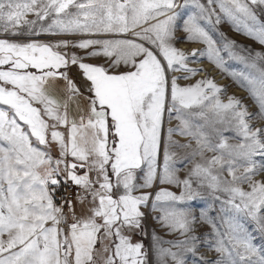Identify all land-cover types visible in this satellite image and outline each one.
Listing matches in <instances>:
<instances>
[{"label": "snow or ice", "instance_id": "1", "mask_svg": "<svg viewBox=\"0 0 264 264\" xmlns=\"http://www.w3.org/2000/svg\"><path fill=\"white\" fill-rule=\"evenodd\" d=\"M188 8L178 37V9ZM258 10L264 0H0V264H188V254L194 264H264V247L238 220L264 233V178H255L264 173V54L217 28L227 22L264 45ZM42 35L56 39H34ZM177 41L205 47L186 53ZM97 58L105 63L85 62ZM204 58L255 112L234 95L224 102L211 77L179 83L204 72L190 66ZM204 192L220 204L219 224L177 207ZM149 217L179 236L153 228L147 246L134 242L149 235ZM198 222L211 239L195 234ZM204 242L215 259L198 255Z\"/></svg>", "mask_w": 264, "mask_h": 264}, {"label": "rangeland", "instance_id": "2", "mask_svg": "<svg viewBox=\"0 0 264 264\" xmlns=\"http://www.w3.org/2000/svg\"><path fill=\"white\" fill-rule=\"evenodd\" d=\"M178 2L182 4L184 2V0H178ZM178 11L180 12L181 15L176 22L177 23L176 33H177L178 37H183L184 35H186L185 33H183L181 31L183 20L193 10L191 8H188V9H178ZM258 15H259L261 22H264V13H261L258 10ZM27 19H34V17L32 15H29L27 17ZM201 24H202V26H204L206 28L207 31H209L210 35H212L214 39H216L217 41L220 40V37L217 35L216 29H214L211 25H208L207 23H205L203 21H201ZM217 28H218L220 33L226 34L228 38L235 40L237 42V44L245 46L246 49H250L253 54L257 51L264 54V45L259 44L258 42L254 41L253 39H251V38H249L243 34H240V33L233 31L232 26L229 23L222 22L220 25L217 26ZM34 39H38V40L43 41V42H49V41H54L56 38L50 37L47 35H42L39 37H35ZM183 44L187 45L188 49H184V50L181 49L180 46ZM193 46L195 48H193ZM176 47L185 51L186 53H190L193 49H203L205 47V45H203L202 43H198V42L184 43L182 41H177ZM189 47H191V48H189ZM241 54L242 55H248V52H242ZM225 58H227L226 54H225ZM85 62L100 63V64L105 63L103 58L91 59V60H87ZM196 65L197 66L202 65V66L197 67ZM190 66L196 67V68H203V69H204V66H209V68H211L212 70H215L216 72L214 75L209 74L207 76L214 79V81L218 85H222L226 88V91L220 94L221 99L224 102H227L228 97L234 95V96L240 98L243 101V103L248 106L249 111H252V112L256 111V105L253 103V100L249 97V94L244 89L238 87L237 84L233 82V80L230 76H228L226 73H222L219 69L215 68V66L213 64H211L206 58L201 59L197 63L190 64ZM226 67H228L230 70H235V71L243 70V65L241 63H239L238 61H233V60H229ZM124 70H125L124 68L117 69V71H124ZM68 75L74 81H76L77 85L80 86L81 91L84 92V96L80 98L79 103L82 106L86 105L85 97L89 94L85 90L86 85L83 81L82 76L80 75L79 69L73 66L69 70ZM203 77H205V76L202 75V73H198L197 76L193 77L192 81L181 80V81H179V83L181 85H183L185 83L194 82L196 79H201ZM61 87H62V82H61ZM53 95L56 96L58 99H60L61 102L63 101V92L60 91L59 89L56 92H53ZM69 115H70V117L78 115L76 112V107H75L74 103H71L69 106ZM260 123H264V122H257V126H259ZM59 130L64 131L63 127H61ZM225 135H228L231 137L233 134L232 133H225ZM175 139H179V140H181V142H184V138H182V137L177 136V137H175ZM230 142H235V141L230 139ZM51 153L54 157H56L58 155V152H57L55 145L52 146ZM161 163H162V157H161ZM185 173H186V169H182L178 174L183 178ZM255 178L256 179L264 178V173H260ZM244 187L247 188V185H244ZM173 191H177V194H179L178 189L173 188ZM177 207L178 208H184L185 210L189 211L192 215L196 216L198 220H199L201 212L203 211L208 217L214 219V221L217 224H219V222H220V216L218 214V209L220 207V204L218 201H213V198L206 192L202 193L201 197H198L192 201L185 202L182 204H178ZM145 211H147V210L145 209ZM152 215H158V213H153ZM238 220H239V223L241 224V226L243 227L244 231L247 232L253 238V243L256 244L258 247H264V233H261L257 230L254 222L250 218H247L244 216H240L238 218ZM153 228H155L157 233L159 235L163 236L164 239H166V240H175L179 236V233H177L175 235H165L166 230L160 228V226L154 220H152L149 217L145 223V229L148 231L149 235L147 237H141L139 235H136V236H134L135 242L143 239L145 245L147 246L151 241V231ZM210 231H211V228L209 225L201 224L198 222L196 225L195 234L197 236H200L202 241H205L206 237H207V239H211V237L207 236V234ZM165 246H167V245H165ZM206 249H207V243L206 242H204L202 246L198 245V255L203 254L205 256V258L209 259V260L215 259L217 254L213 251H207ZM154 259H155V257H153V260ZM187 259H188V264H194V261H193L191 254H188Z\"/></svg>", "mask_w": 264, "mask_h": 264}, {"label": "bare ground", "instance_id": "3", "mask_svg": "<svg viewBox=\"0 0 264 264\" xmlns=\"http://www.w3.org/2000/svg\"><path fill=\"white\" fill-rule=\"evenodd\" d=\"M190 46V45H189ZM181 47V49H188V46L187 45H181L180 46ZM189 48H191V47H189ZM193 48H195L194 46H193ZM204 64V63H203ZM197 66V65H196ZM198 66H202V65H198ZM197 66V67H198ZM204 72H202V75H204V76H207V75H209V74H211V75H214L215 74V70H212L211 68H209V66H204Z\"/></svg>", "mask_w": 264, "mask_h": 264}, {"label": "built area", "instance_id": "4", "mask_svg": "<svg viewBox=\"0 0 264 264\" xmlns=\"http://www.w3.org/2000/svg\"><path fill=\"white\" fill-rule=\"evenodd\" d=\"M76 191V189L75 188H70V189H68V192L69 193H74ZM63 192H64V190H63V188L60 190V192H58L57 193V202H59V196L61 195V194H63Z\"/></svg>", "mask_w": 264, "mask_h": 264}, {"label": "crops", "instance_id": "5", "mask_svg": "<svg viewBox=\"0 0 264 264\" xmlns=\"http://www.w3.org/2000/svg\"><path fill=\"white\" fill-rule=\"evenodd\" d=\"M133 241L135 242L134 236H133Z\"/></svg>", "mask_w": 264, "mask_h": 264}]
</instances>
